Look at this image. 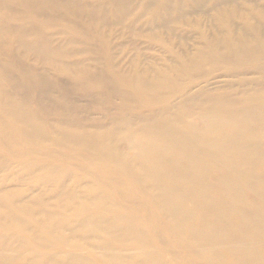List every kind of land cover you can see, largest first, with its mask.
<instances>
[{
    "label": "bare ground",
    "instance_id": "6f19581e",
    "mask_svg": "<svg viewBox=\"0 0 264 264\" xmlns=\"http://www.w3.org/2000/svg\"><path fill=\"white\" fill-rule=\"evenodd\" d=\"M0 264H264V0H0Z\"/></svg>",
    "mask_w": 264,
    "mask_h": 264
},
{
    "label": "rangeland",
    "instance_id": "374dc122",
    "mask_svg": "<svg viewBox=\"0 0 264 264\" xmlns=\"http://www.w3.org/2000/svg\"><path fill=\"white\" fill-rule=\"evenodd\" d=\"M212 79L214 80L215 85L221 83L224 84V80H227L226 78H223L221 75H219V72H216L214 75H212Z\"/></svg>",
    "mask_w": 264,
    "mask_h": 264
}]
</instances>
